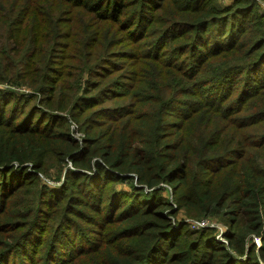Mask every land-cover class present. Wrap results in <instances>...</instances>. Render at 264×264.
<instances>
[{
    "label": "trees",
    "instance_id": "trees-1",
    "mask_svg": "<svg viewBox=\"0 0 264 264\" xmlns=\"http://www.w3.org/2000/svg\"><path fill=\"white\" fill-rule=\"evenodd\" d=\"M256 4L0 0V264H264Z\"/></svg>",
    "mask_w": 264,
    "mask_h": 264
},
{
    "label": "rangeland",
    "instance_id": "rangeland-1",
    "mask_svg": "<svg viewBox=\"0 0 264 264\" xmlns=\"http://www.w3.org/2000/svg\"><path fill=\"white\" fill-rule=\"evenodd\" d=\"M233 0H217V3L219 4V5H222V6H224V5H228V4H230L231 2H232ZM256 2H257V4H256V7H255V10H254V12L255 13H259V14H263V17H264V0H256ZM252 13V12H251ZM250 13V14H251ZM155 27H159V26H155ZM155 33V32H154ZM154 33L152 32L151 34V36H149V37H151V39H155L154 38ZM223 37H225V40L227 39V36H223ZM229 42H233L234 44H237V43H240V42H242V43H247V40L246 39H244V38H241V37H239V36H232L231 38H230V40H229ZM119 47H126V48H129V47H132L131 45H129V46H124V45H121V46H119ZM130 49V48H129ZM122 59H124V58H120V59H115L114 61H116V62H118L117 63V65H116V67L118 68L117 70H113V73H114V75L115 76H117V80L118 81H128V79L127 78H122L123 76H126V75H129L130 73H131V69H130V66H128L126 63H127V61H128V59L127 60H122ZM124 61H126V63L124 64L123 62ZM242 64H244V63H242ZM241 64V65H242ZM7 88H9L11 91H14V92H16L17 94H24V95H29V92H30V90L29 89H27V87H25V86H19V87H15V86H10V85H8V84H5V83H0V89H7ZM121 88V87H120ZM128 102H130L128 99H126ZM109 105H112V104H109ZM108 107H110V106H108ZM44 182H46V184L47 185H49V186H52V185H57L58 184V182L57 181H53V180H45ZM121 188L122 189H127V187L124 185V186H121ZM169 189H170V187L168 186V185H166V186H164V194L165 195H167V196H169V197H171L170 196V194L168 193L169 192ZM177 219H178V221H181L180 219L184 216L183 215V212L181 211V210H178L177 211ZM212 223L213 225L212 226H214L215 227V233L217 234L216 236L219 238V239H222V235H223V232H225L226 231V225L223 223V222H219V221H217L216 219H212V220H209V223ZM209 227V226H208ZM201 229V228H200ZM48 233V232H47ZM51 233V232H50ZM50 233H48L47 234V236L50 234ZM255 240H256V243H260V240L258 239V238H255ZM47 245V244H46ZM45 251H46V248H45V250H43V254L45 253Z\"/></svg>",
    "mask_w": 264,
    "mask_h": 264
},
{
    "label": "built area",
    "instance_id": "built-area-1",
    "mask_svg": "<svg viewBox=\"0 0 264 264\" xmlns=\"http://www.w3.org/2000/svg\"><path fill=\"white\" fill-rule=\"evenodd\" d=\"M213 224L210 222L209 223V219H189L188 221V226L191 229H200L206 226H212Z\"/></svg>",
    "mask_w": 264,
    "mask_h": 264
}]
</instances>
